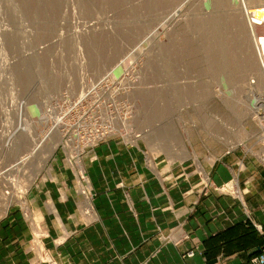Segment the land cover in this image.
<instances>
[{"label":"rangeland","instance_id":"1","mask_svg":"<svg viewBox=\"0 0 264 264\" xmlns=\"http://www.w3.org/2000/svg\"><path fill=\"white\" fill-rule=\"evenodd\" d=\"M241 2L0 0V214L21 206L37 223L27 196L53 179L57 159L83 197L85 159L112 139L140 144L148 167L156 155L198 166L234 155L238 170L243 155L264 167V67ZM244 2L250 14L264 8ZM213 20L228 36L229 62L251 69L221 81L220 46L199 26Z\"/></svg>","mask_w":264,"mask_h":264},{"label":"crops","instance_id":"2","mask_svg":"<svg viewBox=\"0 0 264 264\" xmlns=\"http://www.w3.org/2000/svg\"><path fill=\"white\" fill-rule=\"evenodd\" d=\"M140 150L115 139L96 147L83 197L55 160L53 179L27 196L37 223L21 206L0 214V264H253L264 254L255 159L240 156L238 170L234 155L200 158V167L156 155L148 167ZM232 180L237 192L219 190Z\"/></svg>","mask_w":264,"mask_h":264},{"label":"bare ground","instance_id":"3","mask_svg":"<svg viewBox=\"0 0 264 264\" xmlns=\"http://www.w3.org/2000/svg\"><path fill=\"white\" fill-rule=\"evenodd\" d=\"M127 1V0H126ZM218 1V0H217ZM147 3V2H146ZM242 4H241V6L245 9V13L247 14V16H248V18H246L247 20H246V25H247V27H248V32L250 33H248L250 36H251V33L252 34H254V36H253V39H252V42H253V48H254V50H255V52H256V57L258 58V61H259V64H260V68H261V66L262 67H264V35H258V36H260V37H255L256 36V30H264V23H262V22H264V8H262V9H257V10H254V11H252V14H250L249 12H248V7H247V3L246 2H244V0H242V2H241ZM228 4V3H227ZM146 5V4H145ZM148 5V4H147ZM225 5V4H224ZM262 6H264V5H262ZM147 7H149V6H147ZM147 7H145V8H147ZM147 10V9H146ZM224 10V9H223ZM235 13V12H234ZM211 15V14H210ZM213 16V15H212ZM246 16V15H245ZM210 17V16H209ZM211 20L213 19L212 17L210 18ZM236 19V18H235ZM216 20H217V18H216ZM216 20H213V21H209V22H206V24L204 23L203 25L202 24H200L199 26H201V28L204 30V29H206L205 31L207 32V30L209 29V33H211V41H214V42H216V43H212V45L214 46H220V47H218L219 49H217V50H219L218 52H217V50L215 51H211L212 52V55H213V53H216V55H214V56H212V57H214V58H217L216 60H218V61H220V62H218V63H216L215 64V66H216V73L218 74V75H220V77H221V81H224L223 79L224 78H226V76H229V74H232L233 73V71H230L231 69L232 70H234L233 68H235V70L238 68V67H241V68H243V69H251L252 67H253V65H251V62L250 63H244L243 65L241 64V65H232L229 61H230V59L228 58V56H229V54L230 53H233V52H231V50H230V47H229V45H226L225 43H221L222 42V40L223 39H226L227 40V35L225 34H223V33H221V32H223V29H222V31H221V29L219 28L220 26H217V23H216ZM237 20V19H236ZM203 23V22H202ZM259 24H262L261 26H258ZM218 25H220V24H218ZM233 27V26H232ZM231 27V28H232ZM225 29V28H224ZM227 29V28H226ZM234 29V28H233ZM232 29V30H233ZM235 30V29H234ZM205 31H204V33H205ZM235 31H237V30H235ZM201 33H202V30H201ZM208 33V32H207ZM207 33H205L206 35H207ZM239 33V32H238ZM223 34V35H222ZM228 35H231V34H228ZM235 35V34H234ZM239 36H240V34H238ZM243 35V34H242ZM208 36H209V34H208ZM232 36V35H231ZM231 36H230V38H228V39H231ZM236 37V36H235ZM252 37V36H251ZM250 37V38H251ZM192 39V38H191ZM204 39V38H203ZM234 39H236V38H234ZM225 40H223V42H224ZM231 41V40H230ZM208 42V41H207ZM245 42V41H244ZM238 43H240L239 41H238ZM232 44V43H231ZM244 44V43H243ZM155 45V44H154ZM210 45V44H209ZM208 45V46H209ZM232 46V45H231ZM234 46V45H233ZM236 46V45H235ZM157 47V46H156ZM165 47V46H164ZM207 47V46H206ZM210 47V46H209ZM239 47V46H238ZM235 48V47H234ZM213 49V48H212ZM211 49V50H212ZM232 49V48H231ZM240 49H242V51H243V48L241 47ZM168 50V49H167ZM207 50H208V47H207ZM210 50V49H209ZM208 50V51H209ZM233 50V49H232ZM245 50V49H244ZM237 50L235 49V51L234 52H236ZM191 52V51H190ZM210 52V51H209ZM246 53H247V55H248V51H246ZM188 54V53H187ZM232 56L233 55H235V54H231ZM249 56V55H248ZM162 57V56H161ZM189 57V56H188ZM195 57V56H194ZM94 58V57H93ZM160 58V57H159ZM246 58V57H245ZM95 59V58H94ZM233 59H235L234 57H232V60ZM245 60V59H244ZM242 61V60H241ZM197 62V61H196ZM26 65V64H25ZM164 66V65H163ZM195 67H196V65H195ZM177 68V67H176ZM214 68V67H213ZM240 68V69H241ZM29 69V68H28ZM215 69V68H214ZM235 73V72H234ZM182 75H184V74H182ZM28 76V75H27ZM219 77V78H220ZM184 78V77H183ZM226 80V79H225ZM233 80H231V79H229V78H227V82H225V83H227V85L229 84V83H233L232 82ZM166 83V82H165ZM168 83V82H167ZM229 85H231V84H229ZM26 87V86H25ZM161 87V86H160ZM199 87V86H198ZM29 88V87H28ZM163 88V87H162ZM26 91H27V87H26V89H25ZM27 93V92H26ZM39 94V93H38ZM172 97V96H171ZM170 97V98H171ZM163 98V97H162ZM163 104V103H162ZM123 105V104H122ZM160 110V109H159ZM164 110H167L166 108L164 109ZM33 111V110H32ZM155 112V111H154ZM153 113V112H152ZM158 116L160 115L159 114V112H157L156 113ZM155 114V115H156ZM146 115V114H145ZM149 116H150V114H148ZM147 115V116H148ZM157 115H156V117H157ZM152 116V115H151ZM155 117V116H154ZM154 117H153V119H154ZM167 129V128H166ZM169 129V128H168ZM166 131V130H165ZM168 131V130H167ZM166 131V132H167ZM165 137V136H164ZM38 246H40V245H37V247Z\"/></svg>","mask_w":264,"mask_h":264},{"label":"built area","instance_id":"4","mask_svg":"<svg viewBox=\"0 0 264 264\" xmlns=\"http://www.w3.org/2000/svg\"><path fill=\"white\" fill-rule=\"evenodd\" d=\"M79 154H81V152H79ZM67 161H68L69 164H73V165H74V163H76V159H68ZM77 163H78L77 164L78 169L82 170V168L80 166L81 165V162H80L79 159L77 160ZM79 174L81 175L82 172L79 171ZM234 182H235V180H232L229 183H226V184L222 185L219 188V190L222 191V192H229V193H235V192H237L238 191V187H236V189H235V186L233 185ZM80 189H82V187ZM88 192H89V189L87 188V186H85V190H83L82 193L86 196V194ZM252 263L253 264H264V254L263 255H259L257 257H254L252 259ZM218 264H220V263H218Z\"/></svg>","mask_w":264,"mask_h":264}]
</instances>
